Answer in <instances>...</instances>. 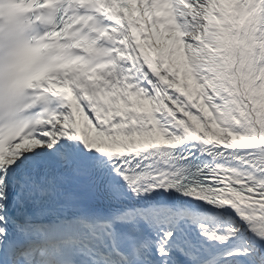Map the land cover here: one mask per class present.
I'll return each mask as SVG.
<instances>
[{
	"label": "snow or ice",
	"instance_id": "1",
	"mask_svg": "<svg viewBox=\"0 0 264 264\" xmlns=\"http://www.w3.org/2000/svg\"><path fill=\"white\" fill-rule=\"evenodd\" d=\"M0 264H264V0H0Z\"/></svg>",
	"mask_w": 264,
	"mask_h": 264
}]
</instances>
